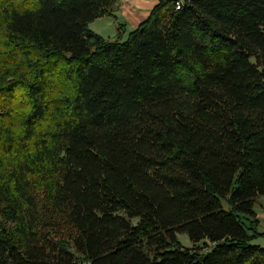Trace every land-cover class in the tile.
I'll use <instances>...</instances> for the list:
<instances>
[{
  "label": "trees",
  "instance_id": "obj_1",
  "mask_svg": "<svg viewBox=\"0 0 264 264\" xmlns=\"http://www.w3.org/2000/svg\"><path fill=\"white\" fill-rule=\"evenodd\" d=\"M121 2L0 0V264H264V0Z\"/></svg>",
  "mask_w": 264,
  "mask_h": 264
},
{
  "label": "rangeland",
  "instance_id": "obj_2",
  "mask_svg": "<svg viewBox=\"0 0 264 264\" xmlns=\"http://www.w3.org/2000/svg\"><path fill=\"white\" fill-rule=\"evenodd\" d=\"M157 0H122L121 6L128 4V6L134 8L137 12L149 16L150 12L153 8L157 5ZM127 11V8L125 9ZM127 14L130 15V11H127ZM149 14V15H148ZM132 16V15H131ZM132 19V18H131ZM130 20L123 14V12H119L116 15V19L114 17H104L101 19L96 20L94 23L90 25V30L100 35L105 40H115L118 35V26L119 25H126V34H128L136 28L132 27V23L129 22ZM133 24L137 25L139 21L132 19ZM256 212L257 218L260 221V225L258 227V232L261 237H258L254 240V244L260 245L264 247V196H260L256 200V204L254 207ZM180 241L186 247L191 246V242L187 235H180Z\"/></svg>",
  "mask_w": 264,
  "mask_h": 264
},
{
  "label": "crops",
  "instance_id": "obj_3",
  "mask_svg": "<svg viewBox=\"0 0 264 264\" xmlns=\"http://www.w3.org/2000/svg\"><path fill=\"white\" fill-rule=\"evenodd\" d=\"M158 1V0H157ZM127 8V11H130V15L127 14V11L125 10ZM123 12V14L130 20L129 22L132 23V27L133 28H138V26L143 23L148 16H145L139 12H137L134 8H132L131 6L129 7L128 4L124 5V6H121L120 9H119V12ZM132 15V16H131ZM149 15V14H148ZM136 20V21H139V23L137 25L133 24V21L132 19Z\"/></svg>",
  "mask_w": 264,
  "mask_h": 264
}]
</instances>
